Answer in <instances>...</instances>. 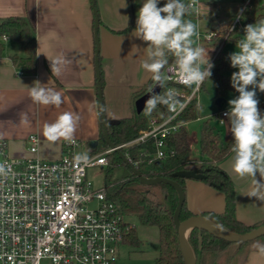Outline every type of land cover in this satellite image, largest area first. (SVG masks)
Here are the masks:
<instances>
[{
	"label": "crops",
	"instance_id": "obj_1",
	"mask_svg": "<svg viewBox=\"0 0 264 264\" xmlns=\"http://www.w3.org/2000/svg\"><path fill=\"white\" fill-rule=\"evenodd\" d=\"M248 1L183 0L185 4L194 3L196 6L184 19L197 26V33L192 37L196 45L192 46L202 47L208 54L204 57V65H200L202 70L208 58L213 59L219 49L230 56L229 52L224 51L227 42L238 45L243 40L241 36H245L244 25L235 28L238 30L235 36L238 42L222 41L217 50L218 39L206 42L204 36L213 33L219 38V33L232 26L239 16L241 20L245 18L244 10ZM256 1L264 13V0ZM143 2L94 0L99 20L97 37L100 83L102 78L103 107L108 120L118 121L136 114L131 99L152 80V74L142 67V62L147 58V44L134 36L137 13ZM160 2L164 5L166 0ZM130 10L133 16L132 28L120 33L129 24ZM11 16L26 17L34 27L36 68L32 74H19L10 57H22L24 53L16 43H5V50L0 56V139L5 142L8 156H27L26 139L30 134H36L40 140L38 157L49 161L58 159L61 143L66 139L60 137L56 141L49 140L44 135V125L55 123L63 112H73L80 117L72 139L78 140L88 155L101 153L93 152L101 123L97 105L91 0H0V18ZM61 55L70 60L71 64L64 67L62 74L57 76L50 64ZM37 80L40 86L62 93L63 103L59 107L37 104L31 99L29 89ZM25 114L27 121L23 118ZM190 122H184L182 127L185 128ZM228 137L229 131L225 138ZM187 140L191 147L194 139L188 133ZM233 155L231 152L219 164V168L233 182L237 220L250 226L264 219V201L248 197L252 179L240 178L234 173L231 166ZM191 158L199 160V149L197 155L191 154ZM184 187L186 205L193 215L203 216L205 213L223 211L224 197L218 189L196 179H186ZM137 226L139 230L134 229L139 245L135 247L124 241L118 249V260L122 247L137 250L144 242H149L156 246V250L149 254L154 263L158 255V231L155 227ZM241 264H264V254L252 249Z\"/></svg>",
	"mask_w": 264,
	"mask_h": 264
},
{
	"label": "trees",
	"instance_id": "obj_2",
	"mask_svg": "<svg viewBox=\"0 0 264 264\" xmlns=\"http://www.w3.org/2000/svg\"><path fill=\"white\" fill-rule=\"evenodd\" d=\"M130 2V0H129ZM160 7L163 4L159 3ZM131 7V6H130ZM244 27L249 24H257L264 20V13L261 12L260 5L256 0H249L244 10ZM128 26L120 33L130 31L133 23L132 11L130 10ZM224 30V34L226 33ZM238 30L235 29L225 41L234 40ZM5 36L6 42H13L20 46L24 55L10 57L12 65L22 74H32L36 68L35 52V30L31 22L26 17L11 16L0 18V56L5 50V43L1 37ZM220 40L216 42V50L220 46ZM230 56L219 49L214 57L211 69L212 76L209 78L215 87L216 94L224 90L233 93L234 98L239 94L231 86V81L225 73L232 71ZM175 56L168 54V64L172 65ZM167 67L164 69L166 70ZM163 71V70H162ZM152 79V78H151ZM206 80V79H205ZM153 80H151L152 82ZM102 83V78H101ZM204 83L200 90L204 88ZM171 86L167 82L161 88L158 95H164L167 88ZM188 90V88L186 87ZM259 107L264 112V92ZM168 116L167 109L160 103L149 111L148 105L139 113L130 118L116 121L115 124L107 125L109 140L114 146L119 147L135 140L139 133L145 130L148 120L151 117L165 118ZM199 117V106L195 97L187 104L175 121H192ZM230 127L227 119L225 120ZM168 156L164 160H156L155 141L151 138L143 142L127 145L120 149L126 156L129 164H125L118 153L112 152L107 156L108 164L105 167L106 175L103 185L105 198L112 203L117 212L128 221L134 218L140 226L155 227L158 231V255L153 264H183L180 257L175 228L173 224V214L177 205V193L167 184L157 183L153 185H142L138 177L134 176L130 167H134L142 177L147 179L166 178L177 182L184 190L186 179L174 177L177 172L200 171L204 176L201 180L205 184L218 189L224 197V209L221 213H205L203 217L209 219L220 228L235 234L247 233L259 226L264 225V219L250 226L244 225L236 218L235 189L233 182L227 174L219 168V164L231 154L233 138L229 132V137L223 140L221 133L212 127L207 121L202 122L198 140L199 160L191 158V150L187 140V133L184 127L167 138L164 142ZM108 149L100 125L99 136L95 142L94 153ZM117 167H126L129 174L111 180V174ZM193 214L188 210L186 200L183 203L179 214V220L184 221ZM125 242L132 246H138L136 231L132 229L125 236ZM187 242L193 252L196 264H241L250 250H259L258 245H264V237L243 243H229L216 238L204 230L193 229L190 231Z\"/></svg>",
	"mask_w": 264,
	"mask_h": 264
},
{
	"label": "built area",
	"instance_id": "obj_3",
	"mask_svg": "<svg viewBox=\"0 0 264 264\" xmlns=\"http://www.w3.org/2000/svg\"><path fill=\"white\" fill-rule=\"evenodd\" d=\"M186 5L191 11L196 9L194 3ZM240 23L239 16L229 29ZM215 38L213 33L204 36L206 42ZM1 40L7 41L5 36ZM166 72L171 77L167 90L176 92L179 103L174 110L164 104L167 117H151L138 138L117 148L151 138L155 159L168 156L164 142L183 126L184 122L175 119L202 84L198 89L187 87ZM224 112L219 113L220 123L227 119ZM39 144V137L30 134L27 156L12 158L0 139V165L5 167L0 173V264H116L118 249L135 226L106 200L103 188L95 189L87 179L88 169L107 166L113 150L78 156L76 150L82 144L76 139L63 140L60 157L49 161L38 157Z\"/></svg>",
	"mask_w": 264,
	"mask_h": 264
},
{
	"label": "clouds",
	"instance_id": "obj_4",
	"mask_svg": "<svg viewBox=\"0 0 264 264\" xmlns=\"http://www.w3.org/2000/svg\"><path fill=\"white\" fill-rule=\"evenodd\" d=\"M159 3L160 0H144L137 13L134 36L147 44V58L142 67L152 74V80L159 87H165L171 78L162 71L167 67L179 83L187 87L195 85L198 89L212 76L214 64L208 58L206 68L202 70L200 67L208 54L204 48L192 46L197 26L184 19L191 14V6L183 0H166L162 7H158ZM244 32V39L237 45L239 51L229 57L231 67L238 69L231 75V86L239 95L228 101L229 110L223 116L227 118L233 138L232 170L240 178L251 177L249 198L264 201V112L257 98V89L264 92V20L246 25ZM169 53L175 56L172 65L168 64ZM69 64L71 61L61 55L50 66L59 76ZM29 95L35 103L45 106L59 107L63 103L61 92L40 86L38 80L30 87ZM176 95L174 90L168 89L164 95L150 96L146 101L149 111L158 103L169 104L174 110L179 103ZM23 118L27 121L26 114ZM79 119L73 112H63L55 123L44 125V135L51 141L60 137L70 140ZM4 171L5 167L0 165V173ZM257 247L264 254V245Z\"/></svg>",
	"mask_w": 264,
	"mask_h": 264
},
{
	"label": "water",
	"instance_id": "obj_5",
	"mask_svg": "<svg viewBox=\"0 0 264 264\" xmlns=\"http://www.w3.org/2000/svg\"><path fill=\"white\" fill-rule=\"evenodd\" d=\"M91 6L94 16L95 76L97 82V105H98L102 132L106 140V143L108 145V148L113 150V152L118 153L121 160L125 164H129V161L126 158V156L121 153L119 148H117L116 146H114V144L110 142L108 137L107 125L115 124L116 121L108 120L105 114L104 107L101 109V106H103V93H102V86L100 83V71H99V59H98L99 49H98V37H97L99 20H98L97 12L95 10L94 0H91ZM158 7H160L159 4ZM161 88L162 87H159L156 84V82L154 83L151 82L149 85L143 88V90H141L139 93L133 96V98L131 99V105L135 109L136 114H139L147 106L146 101L149 99L150 96L159 94ZM220 102L221 99L216 100V105L218 107L220 106ZM160 104L162 107H164V103H160ZM130 170L134 176L138 177L139 182L142 185L148 186L157 183H164L170 185L176 191L178 200L173 214V224L176 233L178 251L183 264H196L193 252L187 242V237L190 231L193 229L204 230L205 232L209 233L210 235L216 238H219L229 243H237V244L247 243L264 237V225L259 226L244 234H235L220 228L219 226L215 225L213 222H211L209 219L203 216L193 215L192 217L184 221H180L179 214L183 206V203L185 201V193L182 187L177 182L166 178H155V179L144 178L134 167H130ZM173 176L181 177L184 179H196V180H202L204 178V176L200 173V171H182L175 173Z\"/></svg>",
	"mask_w": 264,
	"mask_h": 264
},
{
	"label": "rangeland",
	"instance_id": "obj_6",
	"mask_svg": "<svg viewBox=\"0 0 264 264\" xmlns=\"http://www.w3.org/2000/svg\"><path fill=\"white\" fill-rule=\"evenodd\" d=\"M244 18L241 20V26L243 25ZM230 28V27H229ZM227 29L224 32L219 33V38L216 36V40L225 41L226 38L231 34L232 31L230 29ZM239 28V29H240ZM243 28V27H242ZM244 37V34L241 36ZM244 39V38H243ZM196 45V44H193ZM222 47V46H221ZM224 51L229 52L230 54L239 51V48L237 45L233 44L232 42H227ZM216 53V52H215ZM213 58V57H212ZM213 59H210V62L212 63ZM201 66L204 65V62L200 63ZM207 66V65H206ZM205 66V68H206ZM238 69H233L230 72L225 73L231 81V75L233 72L237 71ZM166 72V70H163ZM154 83V81H152ZM262 94L263 92H260L257 89V98L259 101L262 100ZM234 95L229 90L221 91L220 93L216 94L215 87L213 85V82L207 78L204 83V88L200 90L196 94V102L199 106V119L191 121L186 127V131L190 137H193L194 140L191 142V154L197 155L199 146H198V140H199V134H200V128L202 125V122L207 121L212 127H214L216 130H218L221 133V137L223 140H226V134L229 131L228 125L226 121L223 123H220L219 119L217 118V113L219 111H228L229 110V104L228 101L233 99ZM221 99V108L219 110V107L216 105V100ZM191 140V138H190ZM195 141V142H193ZM76 154L78 156H87L88 153L86 149L83 147H80L76 150ZM129 174V170L126 167H117L113 170L111 174V180L115 181L117 179H120L126 175ZM106 170L105 168H92L87 170V179L92 183L93 187L95 189H102L104 185ZM128 220L134 224L136 230H139V227L137 226V223L134 218H128ZM156 250V246L154 244H150L149 242H144L143 245L139 249H133L130 247H122L120 249V258L117 261L116 264H152L153 260L150 258V255L152 252ZM144 253V255H143ZM42 264H47V262H43Z\"/></svg>",
	"mask_w": 264,
	"mask_h": 264
}]
</instances>
